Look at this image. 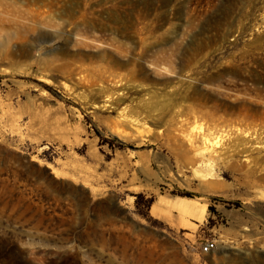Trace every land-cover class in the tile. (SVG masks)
Listing matches in <instances>:
<instances>
[{"label":"rangeland","instance_id":"374dc122","mask_svg":"<svg viewBox=\"0 0 264 264\" xmlns=\"http://www.w3.org/2000/svg\"><path fill=\"white\" fill-rule=\"evenodd\" d=\"M37 1L0 0V264H264V0Z\"/></svg>","mask_w":264,"mask_h":264},{"label":"bare ground","instance_id":"6f19581e","mask_svg":"<svg viewBox=\"0 0 264 264\" xmlns=\"http://www.w3.org/2000/svg\"><path fill=\"white\" fill-rule=\"evenodd\" d=\"M63 2L65 3L66 1L63 0ZM37 3L43 7V9H49V10H45L46 12L48 11H52L53 9H57L58 7H60V0H38ZM66 5V4H65ZM86 12V11H85ZM64 23V22H63ZM63 26V24H61ZM255 28V27H254ZM246 47V46H245ZM248 49V48H247ZM252 50H250L251 52ZM253 53V52H252ZM247 56V55H246ZM245 57V56H244ZM230 63V62H229ZM134 122V121H133ZM254 131V130H253ZM261 148V147H260ZM241 152V151H240ZM253 153V152H252ZM233 154V153H232Z\"/></svg>","mask_w":264,"mask_h":264},{"label":"built area","instance_id":"2783aa9c","mask_svg":"<svg viewBox=\"0 0 264 264\" xmlns=\"http://www.w3.org/2000/svg\"><path fill=\"white\" fill-rule=\"evenodd\" d=\"M215 247L216 244L213 241H206L205 243L201 244V254L208 255L214 250Z\"/></svg>","mask_w":264,"mask_h":264},{"label":"crops","instance_id":"0c3cea01","mask_svg":"<svg viewBox=\"0 0 264 264\" xmlns=\"http://www.w3.org/2000/svg\"><path fill=\"white\" fill-rule=\"evenodd\" d=\"M154 208V204L150 207L149 212L152 214Z\"/></svg>","mask_w":264,"mask_h":264},{"label":"trees","instance_id":"16d2710c","mask_svg":"<svg viewBox=\"0 0 264 264\" xmlns=\"http://www.w3.org/2000/svg\"><path fill=\"white\" fill-rule=\"evenodd\" d=\"M152 205H153V201L151 200V201H150V206H149V207H151Z\"/></svg>","mask_w":264,"mask_h":264}]
</instances>
